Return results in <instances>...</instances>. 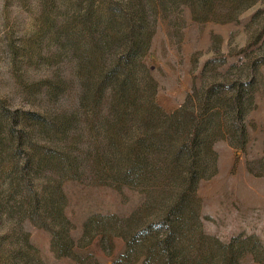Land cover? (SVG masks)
<instances>
[{
	"label": "rangeland",
	"instance_id": "rangeland-1",
	"mask_svg": "<svg viewBox=\"0 0 264 264\" xmlns=\"http://www.w3.org/2000/svg\"><path fill=\"white\" fill-rule=\"evenodd\" d=\"M227 93L194 189L169 115ZM224 262L264 264V0H0V264Z\"/></svg>",
	"mask_w": 264,
	"mask_h": 264
},
{
	"label": "trees",
	"instance_id": "trees-1",
	"mask_svg": "<svg viewBox=\"0 0 264 264\" xmlns=\"http://www.w3.org/2000/svg\"><path fill=\"white\" fill-rule=\"evenodd\" d=\"M228 79V76L225 77ZM232 94V93H231ZM198 102V95L194 94ZM189 102L179 111L169 115V122H177L176 132L179 134L175 142L177 159L186 165L185 172L188 180L194 183V189L201 179H206L209 174L210 162L214 161L213 145L216 140L224 137L225 133L233 136L231 145L244 148L247 142V128L244 118L248 112V103L240 93L219 98L214 101V106H198L199 115L184 119L189 109ZM218 118L222 120L217 128H211L212 121ZM215 129V130H214ZM216 160V158H215ZM212 165V164H211ZM167 223V220L165 221ZM167 242V240H166ZM170 248V247H169ZM227 261L226 258H224ZM224 264H226L224 262Z\"/></svg>",
	"mask_w": 264,
	"mask_h": 264
}]
</instances>
